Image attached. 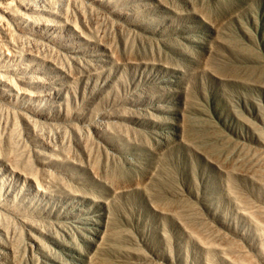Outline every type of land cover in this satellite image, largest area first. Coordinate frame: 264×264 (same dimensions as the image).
<instances>
[{"label":"rangeland","instance_id":"rangeland-1","mask_svg":"<svg viewBox=\"0 0 264 264\" xmlns=\"http://www.w3.org/2000/svg\"><path fill=\"white\" fill-rule=\"evenodd\" d=\"M52 11L0 102V264H231L264 203V0Z\"/></svg>","mask_w":264,"mask_h":264},{"label":"bare ground","instance_id":"bare-ground-1","mask_svg":"<svg viewBox=\"0 0 264 264\" xmlns=\"http://www.w3.org/2000/svg\"><path fill=\"white\" fill-rule=\"evenodd\" d=\"M55 3L56 0H0V102H6L3 99L6 100L12 90H19L17 81L26 83L28 78H32L28 68L31 66V60H26L23 56L44 47H55L52 40L44 36L42 31L45 25H56L52 19L45 17V14L53 13ZM49 4L51 5L48 6ZM60 7L62 8V5ZM64 16L60 9L61 19L67 20ZM6 105L11 109L10 103ZM28 120L35 121L31 117ZM257 205L256 210L249 215L255 225V237L249 240L250 237L237 233L230 237V240L227 239L230 254L225 253L231 264H264V203ZM11 207L8 203L0 201V222L13 214Z\"/></svg>","mask_w":264,"mask_h":264}]
</instances>
